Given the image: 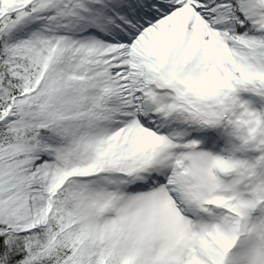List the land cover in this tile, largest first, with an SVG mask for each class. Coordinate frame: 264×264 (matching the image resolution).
I'll list each match as a JSON object with an SVG mask.
<instances>
[{
  "label": "snow or ice",
  "instance_id": "1",
  "mask_svg": "<svg viewBox=\"0 0 264 264\" xmlns=\"http://www.w3.org/2000/svg\"><path fill=\"white\" fill-rule=\"evenodd\" d=\"M0 264H264V0H0Z\"/></svg>",
  "mask_w": 264,
  "mask_h": 264
}]
</instances>
